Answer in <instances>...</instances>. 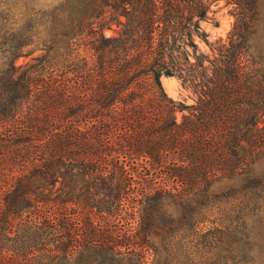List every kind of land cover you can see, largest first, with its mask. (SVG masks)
Masks as SVG:
<instances>
[{
  "label": "trees",
  "instance_id": "1",
  "mask_svg": "<svg viewBox=\"0 0 264 264\" xmlns=\"http://www.w3.org/2000/svg\"><path fill=\"white\" fill-rule=\"evenodd\" d=\"M212 1L64 0L49 21L0 26V264H142L152 217L130 233L108 223L125 219L130 171L155 174V189L136 181L139 205L248 175L264 155L260 0H232L209 57L196 40ZM163 76L197 94L180 120Z\"/></svg>",
  "mask_w": 264,
  "mask_h": 264
},
{
  "label": "rangeland",
  "instance_id": "2",
  "mask_svg": "<svg viewBox=\"0 0 264 264\" xmlns=\"http://www.w3.org/2000/svg\"><path fill=\"white\" fill-rule=\"evenodd\" d=\"M63 2L0 0V26L11 27L16 34L29 24L33 25L29 22V11L38 12L46 22L50 20L49 13ZM245 7L244 11L249 10ZM239 11L232 0L210 3L206 19L200 23L206 43L196 40L201 53L212 57L218 43H228ZM257 15L250 53L264 68V0L258 3ZM111 34L106 32L108 36ZM39 54L21 57L16 64L30 63ZM161 84L168 97L185 107L177 114L180 120L195 105L197 94L177 77L163 76ZM144 174L129 172L128 177L132 179L130 197L121 216L125 219L111 218L108 222L116 231L130 233L140 227L147 214L152 217L151 226L137 240L144 248L138 249L146 253L142 264H264V155L254 162L247 176L215 182L183 200L170 195L158 200L150 196L149 201L144 199L139 205L138 196L131 193H140L142 186H137L136 181L148 179L150 181L144 184L151 189L157 188L156 181L151 180L155 174ZM172 186L170 182L168 187Z\"/></svg>",
  "mask_w": 264,
  "mask_h": 264
}]
</instances>
